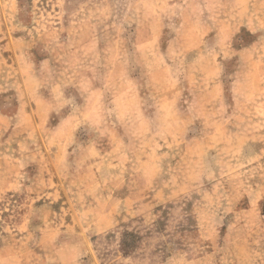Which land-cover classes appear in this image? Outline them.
Wrapping results in <instances>:
<instances>
[{
	"label": "rangeland",
	"instance_id": "1",
	"mask_svg": "<svg viewBox=\"0 0 264 264\" xmlns=\"http://www.w3.org/2000/svg\"><path fill=\"white\" fill-rule=\"evenodd\" d=\"M0 264H264V0H0Z\"/></svg>",
	"mask_w": 264,
	"mask_h": 264
},
{
	"label": "trees",
	"instance_id": "2",
	"mask_svg": "<svg viewBox=\"0 0 264 264\" xmlns=\"http://www.w3.org/2000/svg\"><path fill=\"white\" fill-rule=\"evenodd\" d=\"M131 237V238H129ZM137 238V235L134 234L133 232L131 231H125L124 232V237L122 238L121 240V248L122 250L126 251V252H129L132 250L133 247H135V242H136V238Z\"/></svg>",
	"mask_w": 264,
	"mask_h": 264
}]
</instances>
